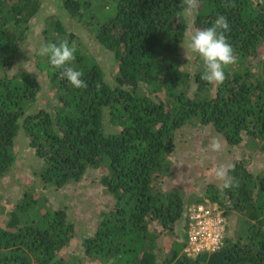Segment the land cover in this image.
I'll list each match as a JSON object with an SVG mask.
<instances>
[{"label": "trees", "instance_id": "1", "mask_svg": "<svg viewBox=\"0 0 264 264\" xmlns=\"http://www.w3.org/2000/svg\"><path fill=\"white\" fill-rule=\"evenodd\" d=\"M43 1L0 0V179L14 168L15 144L24 135L38 187L55 196L67 186L84 191L88 176L100 174L111 201L98 218L80 223L64 201L32 218L39 200L26 189L0 223V264H264V171L236 161L227 176L236 186L221 191L223 185L210 183L193 201L168 182L177 135L187 125L210 126L230 146L248 137L264 150V0H198L193 20L182 15L184 0H100L97 6L53 0L58 12L47 19L55 30L67 33L62 17L82 24L115 67L111 78L108 60L103 65L86 54L76 32L47 39L75 47L70 66L82 71L86 88L61 78L62 70L41 55L36 71L18 68ZM219 16L230 26L225 36L235 62L214 87L202 79L201 58L196 55L191 72L184 53L188 34ZM41 75L47 106L39 104ZM194 201L223 215L235 212L239 220L233 237L226 223L220 249L189 256ZM77 233L88 235L78 238L80 258L68 262L64 251ZM168 236L178 237L169 253L159 241Z\"/></svg>", "mask_w": 264, "mask_h": 264}, {"label": "rangeland", "instance_id": "2", "mask_svg": "<svg viewBox=\"0 0 264 264\" xmlns=\"http://www.w3.org/2000/svg\"><path fill=\"white\" fill-rule=\"evenodd\" d=\"M53 0H44L46 7L43 9L42 15H39L37 20H34V26L28 40L22 45L21 57L18 63V68H27L32 71L37 69L34 66L35 56L39 55V48L46 40L53 38H68L69 33L76 32L83 42V49L86 54H93L97 60H101L103 65L108 58L92 43V36L87 31V28L82 24L73 23L69 18L62 17L63 24L67 28V33L59 34L55 30V25L47 17L56 14L58 8L52 3ZM95 6L99 5L100 0H92ZM189 20H193V15L189 17ZM195 31V30H194ZM190 34H188L189 36ZM187 46V45H186ZM187 49V48H186ZM264 52V51H263ZM186 56L185 67L191 72H195L194 59L196 54L192 53L190 49L184 53ZM108 76L112 78L115 73V67L108 60L106 63ZM108 77V79H111ZM42 85L41 94L39 95V104L47 106L46 97L48 96V88L46 86V80L42 75L40 76ZM217 84H214L216 87ZM51 93V91H50ZM214 138H219L222 148L220 151H213L209 145L213 142ZM32 149L30 148L28 140L24 138V135L17 138L15 144V153L17 154V160L14 168H12L7 175L0 179V189L4 190V197L0 199V223L7 221L8 215L12 203H15L21 194L30 189L36 198L39 200L38 208L34 209L31 216L38 217L40 213H43L47 208H54L60 204L61 201L65 202V205L71 207V217L76 222H82L85 217L91 219L98 218V215L106 210L107 204L110 200V195L104 191V187L100 185V174L88 176V186L85 189H73L72 186H67L59 191V195L55 196L53 189H41L35 182L33 171L31 166L35 164L30 154ZM172 161V175L168 182L170 186L184 187L188 196L190 195L192 201L201 196L206 187L210 183L222 186L225 182L224 179H220L215 175V170L220 166H223L228 170L235 164L236 161H243L251 172L264 171V150L254 145L253 141L246 137L244 141L238 146H230L226 140L215 132V130L208 127L201 126H185L177 135L176 150L171 157ZM227 179V177L225 178ZM6 201V205L1 203ZM196 203L195 201L192 202ZM5 208H2V206ZM37 209L39 213H37ZM229 226L230 235H235V229L238 224V216L235 212L229 213ZM31 218V219H32ZM27 219H30L29 216ZM26 220V219H24ZM27 221V220H26ZM180 227V225H179ZM182 227V225H181ZM183 233H180V235ZM87 233H77V238L74 243L65 249L64 254L68 259V262L75 261L81 256L78 252V238ZM178 237L172 238L171 236L162 237L159 239L160 244L164 247L166 252H170L172 242ZM173 240V241H172ZM161 251V250H160ZM162 254V252H160ZM83 264H96L91 262H84Z\"/></svg>", "mask_w": 264, "mask_h": 264}, {"label": "clouds", "instance_id": "3", "mask_svg": "<svg viewBox=\"0 0 264 264\" xmlns=\"http://www.w3.org/2000/svg\"><path fill=\"white\" fill-rule=\"evenodd\" d=\"M198 0H184L182 5V15L185 18L191 17L194 12L198 9ZM230 30V26L227 22L226 17L219 16L213 26L206 29H199L191 32L187 40V48L192 53L198 55L203 62L202 79L210 84L222 83L225 79V67L235 62L234 49L228 43L225 33ZM75 47L71 45L67 40L59 42H46L43 43L39 48V55L47 57L48 62L51 66L61 69V78L66 79L75 88H86L87 84L82 79L83 73L80 70L70 66V62L75 59ZM213 151H220L222 144L219 138H214L213 142L209 145ZM215 175L224 179L223 189H228L236 185L227 177V169L220 166L215 170ZM205 204L201 202L193 203L190 205ZM211 208H216L215 205L209 203L206 204ZM189 207V209H190ZM189 209H188V221H187V235L189 228ZM227 222L229 217L227 212L224 215ZM230 228V226H229ZM185 229L183 226L182 231ZM188 245V243H187ZM186 249V248H185ZM186 253V252H185Z\"/></svg>", "mask_w": 264, "mask_h": 264}, {"label": "built area", "instance_id": "4", "mask_svg": "<svg viewBox=\"0 0 264 264\" xmlns=\"http://www.w3.org/2000/svg\"><path fill=\"white\" fill-rule=\"evenodd\" d=\"M226 223V217L220 210L206 204L190 207L186 254L197 256L220 249L224 244Z\"/></svg>", "mask_w": 264, "mask_h": 264}]
</instances>
